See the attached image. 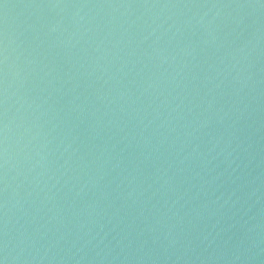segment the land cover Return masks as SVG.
Wrapping results in <instances>:
<instances>
[{
    "label": "water",
    "instance_id": "95a60500",
    "mask_svg": "<svg viewBox=\"0 0 264 264\" xmlns=\"http://www.w3.org/2000/svg\"><path fill=\"white\" fill-rule=\"evenodd\" d=\"M0 264H264V0H0Z\"/></svg>",
    "mask_w": 264,
    "mask_h": 264
}]
</instances>
